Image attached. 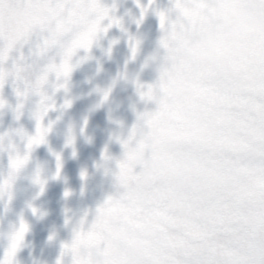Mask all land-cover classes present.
Listing matches in <instances>:
<instances>
[{"label": "snow or ice", "instance_id": "obj_1", "mask_svg": "<svg viewBox=\"0 0 264 264\" xmlns=\"http://www.w3.org/2000/svg\"><path fill=\"white\" fill-rule=\"evenodd\" d=\"M237 8L264 17V0H174L170 11H175V19L159 13L165 31L160 43L167 53L171 42L201 32L212 19H222ZM108 15L99 0H0V38L7 42L0 60L34 28H47L50 34L42 51L59 44L62 59L37 78L33 88L40 91L49 72L57 79L69 77L74 53L89 49L97 33L107 31L101 29V21ZM241 44L243 52L217 78L201 74L187 82V95L176 104L168 100L176 79L172 72L162 70L158 87L148 85L141 92L142 98L155 99L158 107L141 114L148 131L134 147L129 142L135 126L122 141L125 159L118 162L117 178L123 191L109 196L91 227H81L72 242L62 246L71 251L72 264H264V18ZM130 46L135 58L138 42ZM4 75L0 71V85ZM47 99L41 93L36 132L27 138L29 151L45 143L50 130L42 124L54 106ZM72 142L70 137L68 143ZM28 159V152L12 157V170ZM138 164L142 167L136 172ZM60 168L57 155V177ZM177 169L186 178L180 191L172 182ZM146 174L157 177L166 191L147 189ZM35 182L43 192L39 171ZM10 185L11 175L0 184V193ZM146 213L152 216L147 228ZM27 230L22 220L0 264H12ZM135 241L143 244L138 258L129 255Z\"/></svg>", "mask_w": 264, "mask_h": 264}, {"label": "water", "instance_id": "obj_2", "mask_svg": "<svg viewBox=\"0 0 264 264\" xmlns=\"http://www.w3.org/2000/svg\"><path fill=\"white\" fill-rule=\"evenodd\" d=\"M108 8L109 15L101 21V29L87 50L80 48L74 53L73 69L65 80L57 79L49 72L41 87L57 92L66 100L76 114L83 132L108 168L118 175V162L125 159L123 140H127L136 128L130 146L134 147L142 133L148 131L141 114L154 112L158 103L155 99L142 98L141 92L148 85L158 87L160 67L166 50L160 41L165 35L160 25V12L175 19V11H170L174 0H99ZM142 8L146 9L142 13ZM110 25V26H109ZM47 28L36 27L26 37L8 50L13 58V69L17 78L33 88L37 78L50 64H59L62 48L59 44L44 48L49 36ZM5 45L6 41L3 39ZM135 58L131 44L137 43ZM59 85H64L59 87ZM110 90L107 99L103 93ZM72 116H67L71 123ZM146 150L145 156L147 157ZM141 165L134 171L139 172ZM0 205V260L10 247L12 237L19 229ZM36 235L27 230L20 242L12 264H72L73 257L66 251L48 253L42 251Z\"/></svg>", "mask_w": 264, "mask_h": 264}, {"label": "rangeland", "instance_id": "obj_3", "mask_svg": "<svg viewBox=\"0 0 264 264\" xmlns=\"http://www.w3.org/2000/svg\"><path fill=\"white\" fill-rule=\"evenodd\" d=\"M3 48L0 38V49ZM0 71L5 73L0 85V184L11 175V185L0 193V201L14 221L23 220L38 234L43 249L52 252L63 249L81 227L84 230L91 227L97 209L109 196L115 197L123 190L75 121L71 125L66 122L64 116L69 112L55 94L21 84L13 73L8 54L0 60ZM41 93L48 98V105H54L42 120L43 126H50V130L45 143L34 145L29 151L27 138L36 132ZM26 152L28 161L14 172L11 158ZM57 155L61 165L58 177ZM38 171L45 182L43 192L35 182ZM65 192L69 194L66 196Z\"/></svg>", "mask_w": 264, "mask_h": 264}, {"label": "clouds", "instance_id": "obj_4", "mask_svg": "<svg viewBox=\"0 0 264 264\" xmlns=\"http://www.w3.org/2000/svg\"><path fill=\"white\" fill-rule=\"evenodd\" d=\"M264 18L247 8H237L222 19H212L201 32H198L183 41L170 43V51L166 53L160 71L166 70L176 74L172 83L173 94L168 100L176 104L187 95V82L192 81L201 74L208 78H217L230 63V60L243 52L241 40L247 34H253L255 27ZM185 111L189 110L187 104ZM185 174L177 169L172 176L176 191L185 186ZM146 188L158 189L161 193L166 186L150 174L145 177ZM152 223V216L146 213L144 217L145 228ZM143 244L135 241L130 245L129 255L138 258L142 254ZM103 259V257H101Z\"/></svg>", "mask_w": 264, "mask_h": 264}]
</instances>
